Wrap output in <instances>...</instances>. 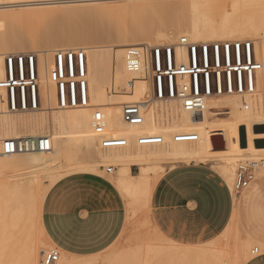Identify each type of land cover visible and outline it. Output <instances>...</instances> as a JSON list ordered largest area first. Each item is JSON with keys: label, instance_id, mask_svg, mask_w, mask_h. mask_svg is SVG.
I'll use <instances>...</instances> for the list:
<instances>
[{"label": "bare ground", "instance_id": "bare-ground-1", "mask_svg": "<svg viewBox=\"0 0 264 264\" xmlns=\"http://www.w3.org/2000/svg\"><path fill=\"white\" fill-rule=\"evenodd\" d=\"M182 38L189 42V39L207 38L253 41L261 70L256 92L247 98L246 108L236 96L210 97L201 111L190 113L178 100L152 98L150 81L142 78L144 64L137 72L125 69L127 47L176 45ZM67 50H81L86 55L84 80L89 97L86 107H59L56 85L49 74L54 66V54ZM27 52L37 57L41 108L32 112L8 113L3 103L6 99L5 62L8 57L23 56ZM176 60L186 62L183 47H176ZM119 62L123 63L124 71L114 80V73L119 72ZM134 78L136 80L130 87ZM116 81L122 88L116 87ZM113 87L114 93L111 91ZM124 104L141 106L142 124L129 125L122 120L121 107ZM220 106L226 107V112H217ZM95 111L101 112L105 119L101 134H96L91 126ZM255 126H264V0H179L178 7L174 0H0V140L42 136L50 139L49 152L0 155V176L21 167L29 173H54L63 168L62 161H73L70 159L75 156V150L81 148L90 158L93 157L95 164L77 166L78 169L75 165L77 170L71 168L72 172H69L99 173V167L106 164L117 168L111 184L127 197L128 219L131 217V220L126 222L130 224L138 220L141 213L148 216L146 211L149 213V210L144 206L149 205L153 190L166 171L163 165L175 164L171 163L173 160L204 162L216 158L217 172L232 190L235 165L240 156L248 154L250 161L242 164H255L251 186L264 180L263 173H258L254 180L256 169L264 164L257 159L264 156V147L254 144L255 140L264 139V133H256ZM187 133L197 135V139L175 142L176 135ZM147 135L161 137L162 143L139 145L137 139ZM218 135H221L224 147L214 149L211 139ZM104 138H122L126 145L103 149L101 141ZM132 166L138 167L137 175L130 174ZM49 177L52 188L63 175L58 173ZM246 188L245 191L249 189ZM15 191L9 203L4 205L0 201V264H41L47 248L54 246L42 224L41 208L48 192H44L43 198L38 197L39 200L30 186H18ZM139 206L142 208H137ZM136 208H144L145 212L138 210L141 213L137 214ZM35 221L37 236L33 229ZM227 233L224 232L223 240L225 236L227 239ZM220 239L218 236L208 245L217 247ZM246 240L245 243L249 242ZM186 250L171 247L169 258L184 255L185 259ZM192 252L195 253L189 251L193 256H199L196 255L198 251L195 255ZM59 253L60 258L55 264L101 260L100 256L85 259L62 251Z\"/></svg>", "mask_w": 264, "mask_h": 264}, {"label": "built area", "instance_id": "built-area-1", "mask_svg": "<svg viewBox=\"0 0 264 264\" xmlns=\"http://www.w3.org/2000/svg\"><path fill=\"white\" fill-rule=\"evenodd\" d=\"M186 51V62L176 60V47ZM238 46V47H237ZM6 99L5 110L8 113H25L40 109L37 58L35 55L8 57L5 62ZM141 64L145 65L143 79L150 81L152 98L155 100L175 99L182 108L197 113L210 97L221 95L236 96L243 107H247V98L256 92L257 72L260 64L255 57L251 41H224L215 43H193L182 38L173 46H131L125 49L124 66L128 72H137ZM86 55L83 51H57L54 54V66L49 77L56 85L57 101L60 108H82L88 104L87 83L84 80ZM132 82L129 83L131 87ZM218 109V108H217ZM216 109V110H217ZM122 120L129 125L143 123L142 109L139 104H124L121 107ZM91 126L96 134L103 133L105 119L101 112L95 111L91 117ZM195 134H179L175 142H192ZM139 145H158L159 136H141ZM122 138H104L103 149L124 147ZM49 137L2 139L0 155L11 156L34 152H49ZM254 163L242 164L236 169L234 191L239 193L250 184L254 175ZM107 174L112 167L105 169ZM258 249L251 251L256 255ZM59 259V250L54 248L46 252L41 264H55Z\"/></svg>", "mask_w": 264, "mask_h": 264}, {"label": "rangeland", "instance_id": "rangeland-1", "mask_svg": "<svg viewBox=\"0 0 264 264\" xmlns=\"http://www.w3.org/2000/svg\"><path fill=\"white\" fill-rule=\"evenodd\" d=\"M174 2H175V6L178 7L179 0H174ZM189 40H191L190 42H193V43H206V44L215 43V42H224V40L223 41L218 40V39L212 40L210 38H207L205 40L204 39H189ZM225 41H251V40L233 38V39H229ZM175 42H170V43L175 44ZM251 42L253 43V41ZM160 46H173V45L164 44ZM253 46H254V43H253ZM24 55H30V54H28L27 52V54L25 53ZM35 65L37 66V63ZM114 66L115 65L113 64V68ZM117 69L119 72L117 74L114 73V77H115V78L113 77L114 80L117 79L120 74H123L122 73V71H124L123 63L120 64L119 62ZM259 71L257 72V76H256L257 82H258ZM117 81H116V87L122 88L121 86L120 87L118 86ZM122 82H124V80ZM112 89L111 91L114 93L115 92L114 87ZM39 96H40V108H41L42 98H41L40 92H39ZM226 97H232V96L221 95V96H217L213 98H226ZM217 110H219L217 112H226V107L220 106L218 107ZM218 117L228 118V116L227 117L218 116ZM74 155H75L74 156L75 159H73L74 157L70 159L73 161H71L70 163L69 162L65 163L64 161H62L64 163L63 164L61 162L62 164L61 166L63 168L57 169L56 171H54V173L52 172L51 173H44V172L36 173L35 171H33L35 173H33L32 171H30L29 173L28 172L29 170H25L26 171L25 172L23 171L24 169L21 167V169L19 168L20 170L14 171L15 173L8 172V173L3 174L2 176H0V199H2L0 201L2 202V204L4 203L5 205L6 202L9 203V200L13 198V196L15 195L16 193L15 188H17L18 186H30L33 189V193L37 196V198L38 197L43 198L42 197L43 194L45 195V193L48 192L46 194V197L44 199V202L41 208V214H42L45 207L49 206L53 195H58L59 193L60 198L65 197L66 199H69L70 202L73 201V203H76L77 202L76 200L79 197H81L83 194H88L90 191H93L95 189V186H97V184H103L105 188H107L112 193V195L115 197V201L118 202L119 197L121 198L123 202L121 206L124 208L125 213H126L125 219L131 220L130 219L131 217H129L128 219L129 206H128L127 197L120 190L114 188L111 184V182L113 181L115 177V171L117 170V168H115L111 164H106L105 166L99 167L100 169L99 173H90V172H82V171L75 172L78 169L77 166H79L80 168L81 166L91 167L95 163H93L92 161L93 157L91 156L92 158H90L87 154H85L84 150L81 148L76 149ZM247 155L248 154H243L242 156L239 157L241 159H238L237 161L238 163H236L235 165V170H234L235 176H236V169L238 168L240 163H244V161H248V162L250 161L249 160L250 157ZM257 159L262 160V162L264 163V156H258ZM171 163H175V164H169L168 162L167 165L165 164L163 165L166 171L178 165H190V164L206 165L215 172H217V168H218V162L216 158L207 159V160H204V162H199L196 160H188V161L173 160L171 161ZM75 165L77 169L76 168L74 169ZM107 167H112L113 172L110 174H107L105 172V169ZM71 168H72V171L73 169L75 170L74 173H70L72 172L70 171ZM166 171L163 173V175L166 173ZM58 173H60V175L62 173L63 177L59 180L57 184H55L52 188H50L49 186L50 177L49 176H51L52 174H58ZM258 173L259 174L263 173L261 175H264V164L261 165L258 169H256L254 180ZM130 174L137 175L138 167L132 166L130 168ZM234 183H233L232 190H231L235 198V207H234L233 214L231 217V220H233V223L230 224L229 222L227 228L224 231V232L228 231L227 239H226V236H225V240L222 239L224 232L219 235V238L221 239L219 240V244L217 247L212 246L211 244L210 245L208 244L211 241L217 239L218 236H213L211 239H206V238H203V235L201 234H190L186 232L183 228H179L177 225L166 227V226L157 224V220L154 219V215L151 210L150 203H149V205H147L146 207L144 206L146 210H149V213L148 211H146V213L148 214V216L146 217H148L149 219L148 218L145 219L146 218L145 215L139 212V211H142L144 213L145 212L143 210L144 208L142 210H139L137 208L141 209L142 206L137 207L136 208L137 210H135L136 213L139 212L141 213L142 216L140 215V218H139V216L137 215L138 217L136 218H139L138 220L131 221L130 224H127V222L125 223L122 229V232L120 236L118 237V239L115 241V243L101 254L100 264H114V263L115 264H125L127 262H128L127 264H204V263L213 264V262H215L216 264H242L241 263L243 262L242 259L244 260L247 257H248L247 259H249L253 256L251 254V251L253 249L258 248L259 252L262 253L264 251V248L263 249L261 248L259 239L264 241V238L262 239V237H264V180H261L260 182H256L253 186H251L252 184H250L246 188V189L249 188L248 190L246 191L243 190L239 193V197L238 196L236 197L234 195L236 193L234 191ZM252 192L253 194H255V196H249V194ZM40 198L38 199L41 200ZM36 224L37 222L35 221L33 223V229H34V234L37 236L39 235V233H38V224L37 225ZM244 238L245 240L247 239L246 241H249V242L245 243ZM171 247L172 248L174 247L176 249L185 248L187 249L186 251H188L187 253H189L190 250L195 251V253L198 251V254L196 253V255L197 256L199 255V256L196 257V256H193V254H190L191 252L189 254L185 252L186 255L188 256V257L186 256L185 259H184V255L177 256V258L173 257L172 259L171 258L172 256L169 258L171 254L170 253ZM54 248L55 246H50L49 248H47L45 253ZM210 249L212 250V253ZM123 250L125 252H123ZM150 250H152L153 253L150 252ZM243 252H244V255L242 257ZM132 255H134L136 259ZM191 256L194 258H192ZM207 256L208 258H206ZM244 256L246 258H244ZM59 258H60V253H59ZM180 258L182 259L180 260ZM113 260H115V262H113ZM147 261L150 263H148Z\"/></svg>", "mask_w": 264, "mask_h": 264}, {"label": "crops", "instance_id": "crops-1", "mask_svg": "<svg viewBox=\"0 0 264 264\" xmlns=\"http://www.w3.org/2000/svg\"><path fill=\"white\" fill-rule=\"evenodd\" d=\"M105 189L103 184H97L76 203L60 198L59 193L52 196L42 213V224L59 252L85 259L101 256L118 239L126 223V213L121 198L115 201ZM234 195L239 197V193ZM249 196L255 194L252 192ZM150 206L157 224L177 225L190 234L211 239L227 228L235 198L224 179L210 167L178 165L167 170L157 182ZM259 243L264 247L263 240L259 239ZM100 263L85 260L77 264ZM242 264H264V251L260 253L258 249L256 255Z\"/></svg>", "mask_w": 264, "mask_h": 264}, {"label": "water", "instance_id": "water-1", "mask_svg": "<svg viewBox=\"0 0 264 264\" xmlns=\"http://www.w3.org/2000/svg\"><path fill=\"white\" fill-rule=\"evenodd\" d=\"M254 131L256 133L262 134L264 133V126H255ZM211 144L214 149L224 147V143L221 135L214 136L211 139ZM254 144L257 147H264V139L255 140Z\"/></svg>", "mask_w": 264, "mask_h": 264}, {"label": "snow or ice", "instance_id": "snow-or-ice-1", "mask_svg": "<svg viewBox=\"0 0 264 264\" xmlns=\"http://www.w3.org/2000/svg\"><path fill=\"white\" fill-rule=\"evenodd\" d=\"M238 47V46H237Z\"/></svg>", "mask_w": 264, "mask_h": 264}]
</instances>
